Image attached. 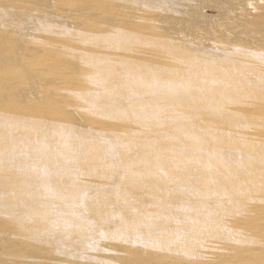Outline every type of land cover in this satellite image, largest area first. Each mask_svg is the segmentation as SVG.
Instances as JSON below:
<instances>
[{
    "label": "bare ground",
    "instance_id": "bare-ground-1",
    "mask_svg": "<svg viewBox=\"0 0 264 264\" xmlns=\"http://www.w3.org/2000/svg\"><path fill=\"white\" fill-rule=\"evenodd\" d=\"M0 264H264V0H0Z\"/></svg>",
    "mask_w": 264,
    "mask_h": 264
},
{
    "label": "rangeland",
    "instance_id": "rangeland-1",
    "mask_svg": "<svg viewBox=\"0 0 264 264\" xmlns=\"http://www.w3.org/2000/svg\"><path fill=\"white\" fill-rule=\"evenodd\" d=\"M207 15L208 16H214L215 14H214V11L213 10H208L207 11ZM229 143V142H228ZM230 144V143H229Z\"/></svg>",
    "mask_w": 264,
    "mask_h": 264
}]
</instances>
